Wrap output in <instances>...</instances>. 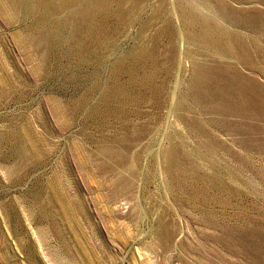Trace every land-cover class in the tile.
<instances>
[{
    "label": "rangeland",
    "instance_id": "1",
    "mask_svg": "<svg viewBox=\"0 0 264 264\" xmlns=\"http://www.w3.org/2000/svg\"><path fill=\"white\" fill-rule=\"evenodd\" d=\"M197 67L264 88V0H0V264H264V105Z\"/></svg>",
    "mask_w": 264,
    "mask_h": 264
},
{
    "label": "bare ground",
    "instance_id": "2",
    "mask_svg": "<svg viewBox=\"0 0 264 264\" xmlns=\"http://www.w3.org/2000/svg\"><path fill=\"white\" fill-rule=\"evenodd\" d=\"M22 1L23 0H17V2L19 3H21ZM67 1L68 0H66V2ZM212 29L216 30L217 27H214ZM207 43L209 45H214V43L210 39L207 41ZM204 64L205 63H203V65ZM204 66L206 67V65ZM196 69H197V74H196L197 84L194 85L192 89L193 91L195 90V93H198L199 95L201 93H207L206 94L207 99H211V97H213L212 98L213 100L216 97L218 98L217 102H209L208 104V107L212 109V111L213 110L220 112L229 111V112H236L242 115L247 111H255L257 108L264 105V88L257 85L254 80L247 78L246 76H243L238 71L234 70L231 73L232 75L230 76L226 73V71H228L227 69L226 70L221 68L206 69L202 67H197ZM256 263L261 264L258 260H256Z\"/></svg>",
    "mask_w": 264,
    "mask_h": 264
}]
</instances>
